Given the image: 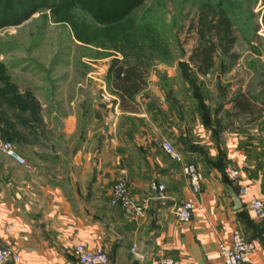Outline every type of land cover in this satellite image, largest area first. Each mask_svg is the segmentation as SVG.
Instances as JSON below:
<instances>
[{
    "label": "crops",
    "instance_id": "0c3cea01",
    "mask_svg": "<svg viewBox=\"0 0 264 264\" xmlns=\"http://www.w3.org/2000/svg\"><path fill=\"white\" fill-rule=\"evenodd\" d=\"M252 45L219 76L243 69L256 81L251 91L243 85L240 92L264 98V38ZM188 73L199 85L151 84L148 77L136 97L137 112L123 111L115 95L110 122L103 113V91L97 90L93 100L89 87L58 88L50 100L28 102L13 139L25 164L0 150V246L20 254L18 263L10 264H79L78 244L102 246L110 264H159L164 258L174 264H224L216 257L218 245L237 229L254 241V263L264 264V220L246 206L251 197L264 200V122L257 127L256 143L246 124L237 128L227 116L233 101H225L221 86L208 96L200 85L203 76L191 64ZM162 140L171 142L184 161L172 160L160 147ZM183 163L199 171L198 194ZM228 165L241 171L247 196H240L225 176ZM121 181L135 200L151 199L141 220L111 204ZM236 197L241 209L235 208ZM189 199L195 200L193 217L180 222L174 210Z\"/></svg>",
    "mask_w": 264,
    "mask_h": 264
},
{
    "label": "rangeland",
    "instance_id": "374dc122",
    "mask_svg": "<svg viewBox=\"0 0 264 264\" xmlns=\"http://www.w3.org/2000/svg\"><path fill=\"white\" fill-rule=\"evenodd\" d=\"M205 2L221 5L232 19L237 54L250 52L252 43L264 38V0H0V150L13 143L17 117L25 115L18 102L50 100L54 89L89 87L93 100L103 91V113L110 122L115 94L108 71L115 59L146 64L151 84L199 85L188 73V57L197 45L191 24ZM225 64L219 58L200 85L208 96L221 86L230 102L245 95L240 88L249 89L256 78L239 68L220 77ZM249 90L251 112L241 115L232 107L227 116L237 128L246 124L256 142L264 98Z\"/></svg>",
    "mask_w": 264,
    "mask_h": 264
},
{
    "label": "built area",
    "instance_id": "2783aa9c",
    "mask_svg": "<svg viewBox=\"0 0 264 264\" xmlns=\"http://www.w3.org/2000/svg\"><path fill=\"white\" fill-rule=\"evenodd\" d=\"M159 145L172 160L177 162L184 161L181 153L171 142L162 140ZM2 151L18 164H25V159L17 153L12 142L4 143ZM182 171L189 178L193 194H198L201 190V178L197 167L190 163H183ZM224 173L229 181L239 187L240 196L248 195V188L243 184L242 174L239 169L233 165H228ZM164 188L163 185L159 186L160 191H163ZM150 201L149 197L142 201L135 200L131 189L125 181L116 184L111 197V204L120 206L124 214L133 221L141 220L145 216L150 208ZM246 206L257 219L264 220L263 199L251 197L247 200ZM195 207V200L189 199L175 208L174 216L180 222H189L193 217ZM134 250L135 248L132 251ZM255 250L254 241L247 239L244 233L237 229L232 233L230 241L221 242L218 245L216 257L221 258L224 264H255L253 261ZM74 254L79 264H110L108 255L102 246L88 247L85 244H78L75 246ZM19 260L20 254L14 247L0 246V264L18 263ZM159 264H174V261L164 258L159 261Z\"/></svg>",
    "mask_w": 264,
    "mask_h": 264
},
{
    "label": "trees",
    "instance_id": "16d2710c",
    "mask_svg": "<svg viewBox=\"0 0 264 264\" xmlns=\"http://www.w3.org/2000/svg\"><path fill=\"white\" fill-rule=\"evenodd\" d=\"M7 25L4 22L1 24ZM191 30L197 36V45L191 51L188 62L199 75H208L216 67L219 58L226 62L222 69L224 71L238 60L239 55L234 50L237 41L236 29L221 5L211 2L202 4L197 18L191 24ZM108 73L112 76L111 86L120 101V108L127 112H137L136 97L148 85V66L143 62L129 64L115 59ZM249 101L246 95L237 96L233 107L242 113H250ZM18 106L25 111L31 105L27 101H21ZM15 135L14 133L11 137L15 138Z\"/></svg>",
    "mask_w": 264,
    "mask_h": 264
},
{
    "label": "water",
    "instance_id": "95a60500",
    "mask_svg": "<svg viewBox=\"0 0 264 264\" xmlns=\"http://www.w3.org/2000/svg\"><path fill=\"white\" fill-rule=\"evenodd\" d=\"M156 190H157V186H154L153 187V191L155 192ZM234 204H235V208L236 209H241L242 208V202H241V200L238 197H236L234 199Z\"/></svg>",
    "mask_w": 264,
    "mask_h": 264
}]
</instances>
